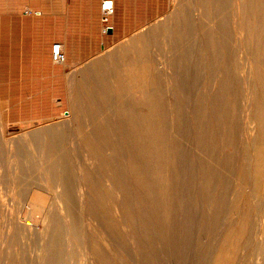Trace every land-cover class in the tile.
<instances>
[{
    "label": "rangeland",
    "instance_id": "rangeland-1",
    "mask_svg": "<svg viewBox=\"0 0 264 264\" xmlns=\"http://www.w3.org/2000/svg\"><path fill=\"white\" fill-rule=\"evenodd\" d=\"M32 2L0 0L2 25L57 37ZM149 5L144 26L111 34L99 12L82 28L96 54L66 69L64 86L43 71L41 103H0V212L24 264L34 248L15 233L20 219L66 234L70 264H264V0ZM22 85L34 92L16 82L11 102ZM53 165L70 199L60 204Z\"/></svg>",
    "mask_w": 264,
    "mask_h": 264
},
{
    "label": "crops",
    "instance_id": "crops-1",
    "mask_svg": "<svg viewBox=\"0 0 264 264\" xmlns=\"http://www.w3.org/2000/svg\"><path fill=\"white\" fill-rule=\"evenodd\" d=\"M104 0H40L38 8L43 17L53 16V23L62 27L57 37L44 35L36 36L34 25L19 22L16 18H10L6 26L0 21V103L3 106H35L45 88L43 71L49 72L51 78H56L62 85L65 84L66 69L77 66L82 60L91 58L97 52L96 39L88 42L83 39L86 31L82 28L89 26L91 20L99 21L100 3ZM112 4L113 12L107 24L111 34L118 27H140L149 19V11L152 0H107ZM26 6H32V0H25ZM89 20L90 22H85ZM72 26L70 31L67 29ZM59 42L63 46L65 61L61 65L51 62V45ZM31 69L35 70L32 77H25ZM56 72V73H55ZM55 73V74H54ZM33 83L34 92L20 89L22 99L19 102H11L15 92V83ZM54 82L52 81V84ZM36 89V90H35ZM39 96V97H37ZM59 97L51 98L50 106L53 108L59 103ZM32 101V102H31ZM39 103V104H40ZM37 103V105H39Z\"/></svg>",
    "mask_w": 264,
    "mask_h": 264
},
{
    "label": "bare ground",
    "instance_id": "bare-ground-1",
    "mask_svg": "<svg viewBox=\"0 0 264 264\" xmlns=\"http://www.w3.org/2000/svg\"><path fill=\"white\" fill-rule=\"evenodd\" d=\"M53 160H55V158H51V161ZM55 163L56 162H54V164ZM58 170L59 169L56 168V165H53L47 171L46 176L51 187L50 192L55 197H58V202L60 204L59 199L62 201L66 199L68 200L69 198L67 193H65V191L60 187L61 180H59ZM11 193L12 192H10V194ZM27 198L34 203H37L43 209V213L45 215L47 214L46 210L49 208L48 202L46 200L47 198L44 197L38 190L34 189L32 191V194L28 195ZM56 209L57 208H53V212L49 214L50 225L60 224L61 220L59 219ZM6 217L7 215H4L2 214V212H0V264H24L21 259L22 251H19L17 249L15 251H12V247L9 246L11 245L9 236L10 230H7L6 228L8 226L6 223ZM18 223L20 224V228L16 230V235L21 236L23 239H26L28 243L30 241L32 243V247L34 248V250L32 251L34 254L32 253L33 256L31 255L30 262H26L27 264H70L69 261L73 259V257H75L73 256L74 250L66 245V234L59 233L58 229H56L55 227L50 228L47 235H43L32 231V229L34 228L31 227V222H26V220L25 222H23L22 219H20V221L18 220ZM73 231H70V233L75 234V236L77 237L76 229L74 228ZM112 242L114 244V241Z\"/></svg>",
    "mask_w": 264,
    "mask_h": 264
},
{
    "label": "built area",
    "instance_id": "built-area-1",
    "mask_svg": "<svg viewBox=\"0 0 264 264\" xmlns=\"http://www.w3.org/2000/svg\"><path fill=\"white\" fill-rule=\"evenodd\" d=\"M113 12L112 4L110 1H101L100 3V19L103 23H107L109 17ZM51 58L54 63L61 64L65 61V54L62 50L60 43H54L51 46Z\"/></svg>",
    "mask_w": 264,
    "mask_h": 264
},
{
    "label": "water",
    "instance_id": "water-1",
    "mask_svg": "<svg viewBox=\"0 0 264 264\" xmlns=\"http://www.w3.org/2000/svg\"><path fill=\"white\" fill-rule=\"evenodd\" d=\"M108 31H110V28H107Z\"/></svg>",
    "mask_w": 264,
    "mask_h": 264
}]
</instances>
